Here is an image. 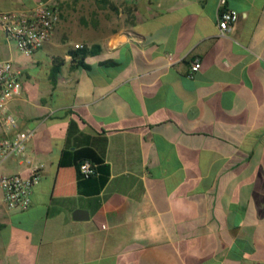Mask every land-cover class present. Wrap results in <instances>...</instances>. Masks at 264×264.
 I'll use <instances>...</instances> for the list:
<instances>
[{"label":"crops","instance_id":"crops-1","mask_svg":"<svg viewBox=\"0 0 264 264\" xmlns=\"http://www.w3.org/2000/svg\"><path fill=\"white\" fill-rule=\"evenodd\" d=\"M40 1L59 18L31 56L0 26V60L21 72L16 127L0 117V137L35 129L27 150L41 165L26 209L0 199V264H264V0L0 11ZM221 9L239 15L225 36ZM84 148L104 181L80 174ZM0 172L29 163L12 156Z\"/></svg>","mask_w":264,"mask_h":264},{"label":"built area","instance_id":"built-area-1","mask_svg":"<svg viewBox=\"0 0 264 264\" xmlns=\"http://www.w3.org/2000/svg\"><path fill=\"white\" fill-rule=\"evenodd\" d=\"M225 0H220L224 3ZM238 12L233 9H221L217 15V35L225 36L238 19ZM58 9L48 2L40 1L32 8H17L0 11V26L6 37L16 43L17 49L24 56H31L47 42L58 21ZM76 48L83 47L75 44ZM201 62L194 59L190 63V73L198 71ZM20 70L11 61L0 60V117L6 129L16 127V119L7 112L8 101L19 93ZM35 129L18 131L14 136L0 137V165L12 156L19 157L29 163V173H1L0 199L10 210H24L31 203L33 185L41 177V165L31 162L27 143L33 137ZM79 172L87 177L95 172L94 165L84 160L79 165Z\"/></svg>","mask_w":264,"mask_h":264},{"label":"trees","instance_id":"trees-1","mask_svg":"<svg viewBox=\"0 0 264 264\" xmlns=\"http://www.w3.org/2000/svg\"><path fill=\"white\" fill-rule=\"evenodd\" d=\"M81 49H82V47H81ZM76 153H80L82 158L89 159L90 162L94 165L95 172L92 174L93 176L96 175L97 173H104L105 175L103 177V181L106 179L107 173H108V166L103 163L102 158L99 157L98 155H96L93 152V150H91L89 148H84V149L77 151ZM80 163H79V165H80ZM92 175H89L87 177H91Z\"/></svg>","mask_w":264,"mask_h":264}]
</instances>
